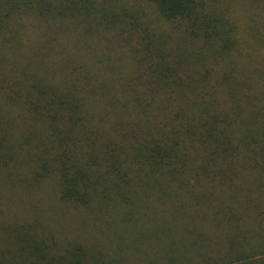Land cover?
<instances>
[{
    "label": "trees",
    "instance_id": "obj_1",
    "mask_svg": "<svg viewBox=\"0 0 264 264\" xmlns=\"http://www.w3.org/2000/svg\"><path fill=\"white\" fill-rule=\"evenodd\" d=\"M0 264H264V0H0Z\"/></svg>",
    "mask_w": 264,
    "mask_h": 264
}]
</instances>
